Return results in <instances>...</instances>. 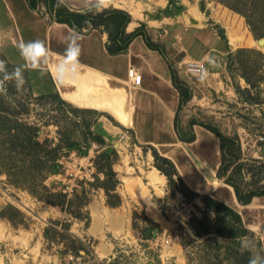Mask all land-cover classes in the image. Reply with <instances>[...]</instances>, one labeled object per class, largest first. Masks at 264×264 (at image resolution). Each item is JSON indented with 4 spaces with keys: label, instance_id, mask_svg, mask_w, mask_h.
<instances>
[{
    "label": "rangeland",
    "instance_id": "374dc122",
    "mask_svg": "<svg viewBox=\"0 0 264 264\" xmlns=\"http://www.w3.org/2000/svg\"><path fill=\"white\" fill-rule=\"evenodd\" d=\"M131 1L135 3L131 14L134 22L144 19L146 23L141 21V24L145 25L165 12L150 0ZM196 1L207 13L217 9V12L214 10L217 14L209 16L204 27L192 26L185 30L183 24L173 25L169 39L165 40H175L173 34L182 30L183 45L198 59L205 40L210 38L209 45L214 48L224 47L227 38L216 36L225 31L231 36L233 27L238 25L245 26L244 35L252 38L251 44L245 41L246 45L238 48L264 53V45L259 44L264 36H254L243 13L221 0ZM114 3L123 4V1ZM101 8L129 12L120 6ZM259 27L264 30V20L259 22ZM231 38L235 42L239 37L232 35ZM159 45L165 50L164 45ZM183 53L184 50L177 53V59L183 60ZM212 53L216 59L217 50ZM8 59L0 49V264H239L244 256L264 258V231L235 238L217 232L201 236L195 233L198 225L192 223V216L202 217L205 204L201 197L189 202L180 190L197 187V184L181 178L188 186L184 187L179 174L172 178L174 181H169L157 167L159 163L171 170L154 155L171 153L167 147L141 144L135 132L125 130L115 118L63 102L46 73L21 69L23 83L18 86L14 75L17 65ZM252 59H248V64ZM189 61L193 60L183 62L186 70ZM207 62L211 68L218 63L211 59ZM205 68L200 73L203 74ZM234 75V78L230 75L234 88L235 82L242 88L248 86L240 83L237 71ZM256 93L258 102L251 103L237 90L223 97L201 90L200 98L213 100V105L203 102L196 111L193 102L188 107L183 106L178 116L179 121H187L195 115L198 121L216 125L229 137L224 152L229 163L227 175L241 181L245 189H260L264 184V78L252 94ZM104 121L121 130L107 128ZM179 145L190 160L188 147ZM154 169L164 177L156 186L148 177ZM225 178L216 173L213 179L218 184L209 189L212 179L203 176L197 193L215 197L217 193L227 194V186H232ZM60 193L67 199L76 195L83 197L69 207L71 211H80L77 209L82 205L80 216L54 203L63 199ZM229 203L236 211L246 213L244 206ZM114 214L120 215L124 224L119 219L114 221ZM208 214L213 227L235 224L231 216L212 210ZM58 219H67L70 231L85 241L90 253L82 251L80 255L70 242L67 246V242L62 241L64 227L61 225L54 226L59 232L57 237L45 235L49 220ZM243 221L253 226L259 219L246 217ZM105 247L110 249L108 253Z\"/></svg>",
    "mask_w": 264,
    "mask_h": 264
},
{
    "label": "crops",
    "instance_id": "0c3cea01",
    "mask_svg": "<svg viewBox=\"0 0 264 264\" xmlns=\"http://www.w3.org/2000/svg\"><path fill=\"white\" fill-rule=\"evenodd\" d=\"M60 1L72 10H83L93 6H120L133 14L135 8V3L131 0H122L123 4L118 5L114 3L115 0ZM150 1L162 11L166 8L171 10V13L162 12L161 16L151 18L145 24L151 40L158 45H164L166 52L163 47L162 52L151 49L143 36L138 35L131 40L124 51L112 54L106 46L107 32L93 29L83 33L66 23L54 20L48 22L45 17L51 16V12L47 4L41 1L37 9H32L27 0H0V49L6 53L11 63L50 75L54 92L72 106L100 111L108 115L107 117L115 118L125 130L132 129L141 144L167 147L171 153L161 155L171 160L183 180L197 184V187H190L192 190L199 192L198 186L202 184L200 182L205 175L208 179H212L209 189H214L218 183H215L213 176L218 173L222 157L220 139L202 125L196 123L191 125L190 119L176 121L180 92L173 83L171 68H174L179 79L191 88L192 97L184 107L194 102L193 104H196L194 110L197 111L203 102L213 105L211 103L213 100L200 98L201 90L208 95L211 91L217 97L235 94L236 90L227 67L228 55L247 42L251 44L252 38L250 35H244L245 26L237 25L233 27L235 30L232 32V35L239 37L237 41L233 42L232 35H227L225 31L227 43L224 47L214 48L213 45H209L211 41L209 38L204 42L202 55L198 59L194 58L182 43V30L173 34L175 40L170 42L165 39H169L170 29L176 24H183L185 30L192 26L204 27L207 18L217 14L215 13L217 9H214L215 12L213 10L207 13L199 7L196 0ZM141 21L146 23L144 19L137 22L131 20L126 31L128 33L134 31L141 26ZM216 37L221 38L219 34ZM32 40L43 41L46 48V55L41 57L40 62L35 66L26 62L20 53L21 44ZM70 44L78 46L79 51L73 60L68 61L66 49ZM181 45L183 47H180ZM183 50L185 51L183 60L177 59V53ZM213 50H217L216 59L213 58ZM188 59L204 62L206 68L203 74L195 75L196 73L184 69L183 62ZM207 59L217 60V66L215 68L208 66ZM65 62L69 67H74V70H62L60 65ZM130 67H135L141 73L142 79L139 85L134 84L129 78ZM239 80L240 83L247 84L244 78L240 77ZM87 92L88 100L85 98ZM75 95L79 96L77 101L74 100ZM91 96L101 97L103 100L99 103V99L95 97L93 99ZM115 97L122 101L119 111H116L110 103ZM191 118H195V115ZM107 121L110 122L109 118ZM107 121H104L107 128L110 126L120 129L113 124L109 125ZM192 134H194L193 139L190 138ZM181 143L188 147L185 149L189 154L191 153V161L182 151L179 145ZM227 187V194L217 193L218 197L210 196L229 206H231L229 202L244 206L245 214L238 211L242 220L246 217L259 219V222L253 226L243 221L245 227L253 234L263 232L264 196L254 197L249 204H241L234 189Z\"/></svg>",
    "mask_w": 264,
    "mask_h": 264
},
{
    "label": "trees",
    "instance_id": "16d2710c",
    "mask_svg": "<svg viewBox=\"0 0 264 264\" xmlns=\"http://www.w3.org/2000/svg\"><path fill=\"white\" fill-rule=\"evenodd\" d=\"M29 6L32 9H37L38 5L41 1H44L50 12L51 17L54 21L59 23H66L71 28L79 31V32H90L93 29H102L103 31L107 32L108 34V41H107V49L110 53L115 54L124 51L131 40L138 35L143 36L147 45L151 49H156L159 51H163L162 47L155 42H153L148 35L145 25L141 24V26L137 27L134 31L128 33L126 31L129 22H131L132 15L130 12L118 9V8H101L100 6H93L83 10H72L67 5H65L60 0H27ZM228 4L231 9L243 13L246 18L247 22L254 34L255 37L260 38L264 36V30L260 29L259 22L264 20V0H221ZM181 9V7H179ZM204 9V8H203ZM165 13H171V10L168 8L165 9ZM221 38L226 39L224 33H220ZM253 57V62L248 64V59ZM228 71L230 75L234 78V72L237 71L238 74L245 79L247 83V87L242 88L238 83L235 82V88L239 95H245L247 98L246 100L251 103L258 102L259 95L256 93L254 96L252 93L256 91L259 87V83L261 78H264V53L250 48H238L234 51H231L228 55ZM20 67L21 69H25L27 67L17 65L16 68ZM172 71V79L174 85L178 88L180 92V104L179 109L177 111L176 121H178V116L183 108V106L189 101L192 97V91L190 86L179 79L176 71L174 68H171ZM2 78H0L1 80ZM6 81L8 80L5 77ZM8 82V81H7ZM1 84H0V93H1ZM60 98V97H59ZM63 102L67 103L65 100L60 99ZM69 105V104H68ZM71 106V105H70ZM87 110V109H83ZM199 124L204 126L205 128L209 129L210 131L214 132L220 139L221 144V165L218 170V176L226 177L225 182L229 183L235 192L237 200L241 204H249L252 199L256 196H264V184L262 187L259 188H251L245 189L244 184L241 181H237L232 179L228 174L229 170V163L225 159V148L229 137H227L219 127L214 124L204 123L202 121H198L196 118L190 120V124ZM182 138V137H181ZM191 139L194 138V134L190 137ZM157 161H162L166 165L170 166L171 170L165 169L163 164H157V167L163 171L170 180H173L175 175H178V172L174 166V164L168 158L161 156L159 154H154ZM179 180L183 182L181 177L179 176ZM174 181V180H173ZM184 187H188L183 182ZM189 188V187H188ZM188 188H181V192L186 196L189 202L195 200L196 197H201L202 201L205 204V208L201 210L202 217H198L196 215L192 216V223L197 224L198 227L195 229V233L199 236L207 235L212 232H217L218 234L224 236H228L231 238H235L242 235H247L252 233L249 231L242 220V217L238 211L234 208L226 204L225 202L218 200L210 195H200L197 192H194L192 189ZM192 194L189 196L188 194ZM63 199L54 202L59 203L60 205L65 208V210L69 213H72L74 216H80L82 205L78 206L77 210L80 211H71L69 209L70 204L73 203L77 199L83 198L82 196L76 195L72 199H67L66 195L63 193L58 194ZM209 210H212L215 213H220L223 215L231 216L234 219L235 224H228L225 226L223 223L217 227H213L211 224V220L209 217ZM55 225H61L64 227L62 238L66 245L68 246L70 243L73 249H76L78 253L81 255V252L84 251L86 254L90 253V250L85 243V241L77 236L76 234L70 231V223H68L67 219H58V220H49V224L45 229V235L48 238H55L59 235L58 230L55 229ZM235 226V227H234ZM239 226V227H236ZM240 228V231L237 230ZM54 231V233H53ZM52 234H55L52 237ZM61 238V239H62ZM70 242V243H69ZM250 259L247 256H244L239 261V264H249ZM93 264H104V263H93Z\"/></svg>",
    "mask_w": 264,
    "mask_h": 264
},
{
    "label": "clouds",
    "instance_id": "9594fccd",
    "mask_svg": "<svg viewBox=\"0 0 264 264\" xmlns=\"http://www.w3.org/2000/svg\"><path fill=\"white\" fill-rule=\"evenodd\" d=\"M78 51H79L78 46H75L74 44H70L66 49L67 60L68 61L73 60L78 54ZM20 53L21 56L24 57L26 62H30L33 64V66H35L38 62H40V58L46 55V48L44 46L43 41L32 40L21 44ZM60 67L62 70H68V71L74 70V67H69L67 62L60 65ZM14 75L18 78L17 85L19 86L20 84L23 83L20 67L15 69ZM249 264H264V258H261L258 255L254 256L253 258L250 259Z\"/></svg>",
    "mask_w": 264,
    "mask_h": 264
},
{
    "label": "bare ground",
    "instance_id": "6f19581e",
    "mask_svg": "<svg viewBox=\"0 0 264 264\" xmlns=\"http://www.w3.org/2000/svg\"><path fill=\"white\" fill-rule=\"evenodd\" d=\"M88 87H86V89H87ZM89 91V90H88ZM88 92L86 93V96L87 97H85L86 99L88 98ZM92 95V94H91ZM102 95V94H101ZM108 95V94H107ZM115 95V94H114ZM75 98H74V100L75 101H77L79 98V96H74ZM95 97V96H94ZM94 97H92L91 96V98H93L94 99ZM102 97H104V96H102ZM96 98V97H95ZM96 99H99L98 101H99V103H100V101H102L103 100V98H101V97H99V98H96ZM101 99V100H100ZM104 99H105V97H104ZM88 100V99H87ZM106 100H107V98H106ZM106 100H105V102H106ZM94 101V100H93ZM86 102V101H85ZM108 102V101H107ZM95 103V102H94ZM111 104H112V107L116 110V111H119V107L121 106V103H122V101L120 100V99H118L117 97H115V98H113L112 99V102H110ZM98 105V104H97ZM122 114V113H121ZM148 177H149V180H150V183H152V184H154L155 186L156 185H158V183L160 182V181H162L163 180V175H160L159 173H158V170L157 169H154L152 172H151V174L149 173V175H148ZM158 187V186H157ZM156 187V188H157ZM140 190V189H139ZM142 190V189H141ZM152 207V206H151ZM150 208V207H149ZM151 212V211H150ZM152 212L154 213V211H153V209H152ZM155 214V213H154ZM115 216H114V221H116V219H119V220H121V218H120V215H117V214H114ZM156 217V216H155ZM126 220V219H125ZM120 222H122V220L120 221ZM120 222H118V223H120ZM123 223V222H122ZM124 224V223H123ZM121 225V224H120ZM120 229V228H119ZM118 230V229H117ZM106 252L105 253H108L109 251H110V249L108 248V247H105V249H104Z\"/></svg>",
    "mask_w": 264,
    "mask_h": 264
},
{
    "label": "built area",
    "instance_id": "2783aa9c",
    "mask_svg": "<svg viewBox=\"0 0 264 264\" xmlns=\"http://www.w3.org/2000/svg\"><path fill=\"white\" fill-rule=\"evenodd\" d=\"M205 68V63L202 61H192L189 62L188 70L192 73H200ZM128 76L132 80V82L136 85H139L142 79L141 73L138 72V70L135 67H130L128 70ZM90 172H92L91 169H89ZM68 189H71V187L67 186Z\"/></svg>",
    "mask_w": 264,
    "mask_h": 264
},
{
    "label": "water",
    "instance_id": "95a60500",
    "mask_svg": "<svg viewBox=\"0 0 264 264\" xmlns=\"http://www.w3.org/2000/svg\"><path fill=\"white\" fill-rule=\"evenodd\" d=\"M45 18H46V20H47L48 22H51V21L53 20V18H52L51 16H49V15H47ZM259 44H260V45H264V38H261V39L259 40ZM83 152L86 153V150H84ZM153 235H156V232H154Z\"/></svg>",
    "mask_w": 264,
    "mask_h": 264
}]
</instances>
